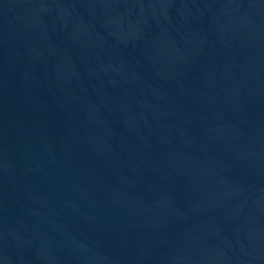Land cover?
Instances as JSON below:
<instances>
[{
    "label": "water",
    "instance_id": "1",
    "mask_svg": "<svg viewBox=\"0 0 264 264\" xmlns=\"http://www.w3.org/2000/svg\"><path fill=\"white\" fill-rule=\"evenodd\" d=\"M0 264H264V0H0Z\"/></svg>",
    "mask_w": 264,
    "mask_h": 264
}]
</instances>
